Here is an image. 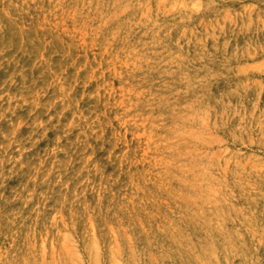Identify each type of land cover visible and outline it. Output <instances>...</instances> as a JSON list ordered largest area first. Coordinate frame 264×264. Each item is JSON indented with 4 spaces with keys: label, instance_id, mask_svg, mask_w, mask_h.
<instances>
[{
    "label": "clouds",
    "instance_id": "9594fccd",
    "mask_svg": "<svg viewBox=\"0 0 264 264\" xmlns=\"http://www.w3.org/2000/svg\"><path fill=\"white\" fill-rule=\"evenodd\" d=\"M0 264H264V0H0Z\"/></svg>",
    "mask_w": 264,
    "mask_h": 264
}]
</instances>
